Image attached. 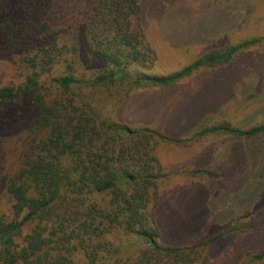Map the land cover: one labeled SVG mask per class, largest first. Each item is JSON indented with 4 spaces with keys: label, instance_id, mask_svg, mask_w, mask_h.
<instances>
[{
    "label": "trees",
    "instance_id": "1",
    "mask_svg": "<svg viewBox=\"0 0 264 264\" xmlns=\"http://www.w3.org/2000/svg\"><path fill=\"white\" fill-rule=\"evenodd\" d=\"M141 1L161 9L170 0H0V49L9 55L0 114L14 109L17 125L12 162L0 163V264H210L207 253L220 243L232 247L239 264L246 256L253 257L246 264L264 263V163L251 157L264 156V115L247 128L223 120L189 132L131 127L111 115L134 93L167 90L201 69L227 70L213 81L236 89L251 75L254 55L260 56L255 69L264 70V50L254 49L263 38L232 45L212 37L189 65L156 74L157 56L139 27ZM236 3L245 12L253 8L250 0ZM244 25L235 23L233 31ZM213 137L249 155L240 152L229 169L234 146L226 158L217 149L220 166L204 157L175 171L156 157L160 145ZM177 176L218 186L233 177L239 186L241 179L244 190L233 199L241 205L205 219V237L164 238L165 230L185 224L157 205L158 186Z\"/></svg>",
    "mask_w": 264,
    "mask_h": 264
},
{
    "label": "rangeland",
    "instance_id": "2",
    "mask_svg": "<svg viewBox=\"0 0 264 264\" xmlns=\"http://www.w3.org/2000/svg\"><path fill=\"white\" fill-rule=\"evenodd\" d=\"M250 3L253 8L245 12L242 7L239 8L236 0H205V2L204 0L197 2L170 0L161 9L157 4L141 1L139 27L157 56L153 73L167 75L189 65L200 55L199 51L204 52L201 51L203 45L208 44L212 37L229 38L230 40H227L232 45L260 37L263 41L254 49L264 50V0H250ZM224 19L228 20L226 26H224L225 22L224 25L221 24ZM242 20L246 24L242 26L243 30L233 31V25ZM222 26L223 29L219 30ZM195 41L200 42L199 49L193 47L192 42ZM190 43L191 46H188ZM253 58L254 60L245 58L250 60L251 75L243 77L244 80L238 83L239 87L236 89H233L234 83L225 86L223 83L213 81L218 76L224 77L227 70L220 73L214 68L201 69L167 90H145L134 93L121 111L111 115L125 121L131 127L169 128L179 130L178 132H189L194 127L198 128L200 123L199 127L206 122L220 123L223 120L229 122L231 126L245 128L252 122H258L259 117L264 115V70L255 69L260 56L254 55ZM7 62L9 55H5L0 49V78L4 75L3 68ZM238 62L245 64L243 57H240ZM235 68L231 70L230 78L237 74ZM228 94H233L230 101L223 102V97ZM243 97L245 100L242 103ZM247 97L252 99V103L246 100ZM14 117V109L0 114V163L2 160L5 164L11 163L14 156L15 130H17ZM202 141L196 142L197 144L195 142L184 144L182 147L160 145L156 157L165 169L170 168L172 171L181 169L184 164H197L201 161L204 163V157L208 165L216 166L221 163V159L216 156L215 151L218 149L224 155L223 158H226L229 148L236 144L227 138L217 137L211 138V141ZM234 149L236 152L233 151L229 155L230 165L232 164L229 169H234L233 162L237 161L240 152L249 155L243 147L237 145ZM251 157L253 160L250 159L256 164L264 163V156ZM252 161L245 169L247 172L245 180L250 179V167L255 166ZM262 167L264 168V165ZM236 172L230 174L237 176L238 172ZM187 179L177 176L162 182L157 188L159 212L160 207L169 209L174 218L185 222L182 227L165 230L164 238L174 237L176 233L187 239L196 234L205 237L210 232L204 228L205 219L208 220L214 212L219 215L221 212L224 214L229 212V209H236V206L241 205L242 200L240 203L233 200L237 197L236 191L244 190L240 185L241 179L236 180L239 181V186L234 184L235 177L233 180L229 178L224 183L221 182L219 186L218 183L213 180L208 181L204 177L195 179L193 183H188ZM252 184L250 180L247 185L250 187ZM206 199L209 200L208 204H205ZM224 199L228 204L223 203ZM199 209L202 211L201 214H196ZM242 239H244L243 243L249 242L248 238ZM231 250L232 247H229L228 243H220L210 248L207 253L210 264H239L241 259L232 257ZM251 258L253 257L246 256L243 264L249 263Z\"/></svg>",
    "mask_w": 264,
    "mask_h": 264
}]
</instances>
